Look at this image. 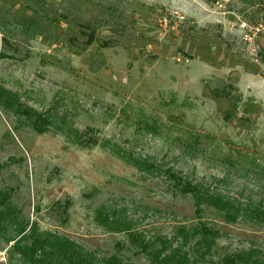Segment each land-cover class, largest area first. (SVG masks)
<instances>
[{"label":"rangeland","instance_id":"374dc122","mask_svg":"<svg viewBox=\"0 0 264 264\" xmlns=\"http://www.w3.org/2000/svg\"><path fill=\"white\" fill-rule=\"evenodd\" d=\"M165 169L238 213L196 206ZM0 191L6 264H37L13 248L34 237L153 264L125 224L215 231L198 264L264 261V0H0Z\"/></svg>","mask_w":264,"mask_h":264},{"label":"trees","instance_id":"16d2710c","mask_svg":"<svg viewBox=\"0 0 264 264\" xmlns=\"http://www.w3.org/2000/svg\"><path fill=\"white\" fill-rule=\"evenodd\" d=\"M24 114L33 118L32 123L37 130L40 129L39 124L45 127L49 123L48 118L44 114L42 115L34 110L26 109ZM78 141L82 142V139L79 138ZM163 173L170 180L169 187L179 194H190L192 197H195L197 199L196 206L201 200L215 208L224 210V217L228 219L234 218L238 213L237 207L234 209L233 203L228 199L203 192L197 184L176 174L172 170L165 169ZM7 197L6 193L3 194L0 191V219L3 220L7 218L5 213L2 212V207L8 202ZM112 223L116 229H119L118 226L121 227L122 225L116 219ZM122 231L128 233V239L134 253L146 256L153 264H198L197 256L192 257V255L197 254L199 255L198 257L204 259L209 253L213 236H215V231L204 226L192 228L191 231H188L184 226H179L176 228L171 239H148L141 232L134 231L130 224H125L122 227ZM20 232L23 233L24 231L21 230ZM193 239L195 242L191 246V251L186 250L184 247ZM16 242L18 243V241H15L13 248L37 264H136L126 263L116 254L96 258L92 252L79 248L71 240L59 237H55L54 240H41L38 237H34L29 245L20 248ZM38 251L43 255V258L35 257ZM44 256L47 258H44ZM220 264H264V261L252 252L238 251L223 256Z\"/></svg>","mask_w":264,"mask_h":264},{"label":"built area","instance_id":"2783aa9c","mask_svg":"<svg viewBox=\"0 0 264 264\" xmlns=\"http://www.w3.org/2000/svg\"><path fill=\"white\" fill-rule=\"evenodd\" d=\"M6 249L0 250V264H6L7 261V254H6Z\"/></svg>","mask_w":264,"mask_h":264}]
</instances>
